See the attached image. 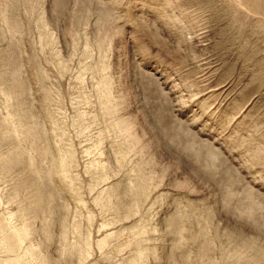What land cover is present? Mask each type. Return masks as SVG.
<instances>
[{
    "label": "rangeland",
    "instance_id": "obj_1",
    "mask_svg": "<svg viewBox=\"0 0 264 264\" xmlns=\"http://www.w3.org/2000/svg\"><path fill=\"white\" fill-rule=\"evenodd\" d=\"M0 264H264V0H0Z\"/></svg>",
    "mask_w": 264,
    "mask_h": 264
}]
</instances>
